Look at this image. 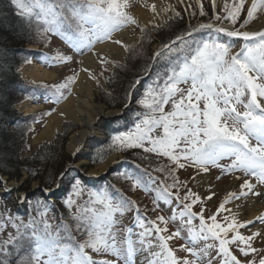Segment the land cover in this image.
<instances>
[{"label": "snow or ice", "instance_id": "6c2138e0", "mask_svg": "<svg viewBox=\"0 0 264 264\" xmlns=\"http://www.w3.org/2000/svg\"><path fill=\"white\" fill-rule=\"evenodd\" d=\"M12 3L19 16L27 18L30 24L33 19L36 21L43 38L49 32L61 35L76 52L91 49L97 41L110 39L113 32L125 26H137L141 34L147 30V25L141 26L127 10L128 0H12ZM196 3L200 15H206L201 0ZM145 6L150 7L154 16L159 15L155 4ZM211 7V22L201 23L176 36L154 53V60L166 59V70L157 74L156 80L137 100L142 111L136 113L132 127L111 137L113 149H142L146 154H155L160 163L153 171L164 175L159 187L151 186L159 177L149 176L150 184L135 172L122 175L131 180L133 190L141 188L154 192V204L158 205L159 201L171 204L174 198L177 209L173 210V215L167 219L157 216L155 220H146L136 201L123 194L114 198L104 189L90 193L85 205L76 208L71 215L74 228L61 216L54 229L47 218L49 204L45 198L43 203L36 201L37 215L30 216L27 222L22 219L17 222L12 216L7 218L15 234L9 233L6 239L0 240V264H13V261L15 264H119L121 260L123 264H134L138 249L137 242L130 238L131 229L126 230L123 240H118L114 230L116 214L122 215L133 207L142 229L138 233L139 245L159 248L152 253L155 259L149 264H204L206 259L208 264H213L208 256L213 248L220 264H264V255H260L264 248L253 246L258 237L264 239V233L253 231L245 235L241 231L256 221L264 222V214L255 220L240 222L228 207L233 199L262 194L256 192V185L264 186V29L244 30L258 12L264 10V0H250V3L248 0H225L219 11L216 0H211ZM169 10L173 13L170 19L180 17V12L171 5L162 11L166 14ZM71 21L76 22V31L65 35L70 31L65 25ZM149 23L154 29L160 27L153 21ZM201 30H210L208 36L193 39V33ZM213 32L242 40L239 51L234 52L231 44L222 42ZM114 43L123 44L121 40ZM56 59L71 61L73 55L58 54ZM101 63L106 65L109 61L102 58ZM88 74L97 79L94 73L88 71ZM74 79V75L68 76L66 82L53 85L56 102L63 96L61 90L68 88ZM135 83L139 84V79ZM167 105H170L169 110H166ZM226 160L230 163H224ZM188 166L202 173H208L212 167L219 168L222 173L239 170L248 178L243 180L239 193H228L206 216L204 198L189 188L187 182L179 180L178 170ZM31 175L36 173L33 171ZM253 178L255 183L251 182ZM168 180L171 183H167ZM173 188L177 190L175 193L171 191ZM181 188L185 189L183 197ZM81 191L82 180L73 178L72 190L63 202L66 208H73L76 204L73 197L80 196ZM214 195L211 193L206 199L210 201ZM27 196L25 193L19 199L27 200ZM198 204L200 210L196 212L193 208ZM51 207L54 209V205ZM177 217L184 224L166 235L167 228L160 225H167L169 220L175 222ZM194 219L199 220L198 228L192 226ZM183 226L188 227L186 240L192 247H180L191 259L179 258L169 246L173 237L181 235ZM3 227L0 224V231ZM200 240H212L213 244L198 248L196 244ZM233 247L238 249L239 256L233 253ZM105 254L115 259L94 258Z\"/></svg>", "mask_w": 264, "mask_h": 264}, {"label": "trees", "instance_id": "16d2710c", "mask_svg": "<svg viewBox=\"0 0 264 264\" xmlns=\"http://www.w3.org/2000/svg\"><path fill=\"white\" fill-rule=\"evenodd\" d=\"M178 11L181 14L179 18L170 19L169 17L166 24L164 22L158 29H152L151 35L155 40L154 42H159V47L174 40L176 36L185 33L187 30L191 31L192 28L196 27V25L193 27L191 24L192 17L189 9H179ZM17 13L18 10L12 3V0H0V174L7 176L8 180L20 181V187L17 191H25L28 193L33 182H38L39 187L43 188L56 187L52 194L54 197L53 200L46 199L49 204L47 217L49 215L52 218L53 222L50 223H52L54 228L61 216L64 217L65 222L74 228L71 215L75 211L66 208L63 203L72 190L73 178L79 177L82 180V186L87 189L88 195L95 193L97 190L107 189L110 195L117 199L120 194L124 196V191L129 193H133L134 191H142L145 194L149 193L141 188L133 190L131 188V180L126 179L122 173L135 172L141 174L145 181H149V176L159 177L160 179L152 184L153 188L159 187L160 180H163L164 177L143 165L144 157L148 155L142 149L120 150L111 147V137L119 132L128 131L136 120V113L142 111L137 104V100L142 97L146 87L156 80L158 73H163L166 70L167 61L164 57L158 60L153 59V54L157 50L152 53L149 64L147 61H144L140 68L134 70L133 75L129 77H133L130 84L127 78L116 85L115 75L111 76L110 79H106L105 84L109 90L108 95L110 99L102 102L106 103V106L110 109H124L119 117L110 118L98 127V130L104 137L93 139V142L87 145V150L81 158L88 161L87 166L93 167L102 163L109 156L123 152L125 158L116 163L111 176L103 178L93 175L83 176L75 170L69 173L68 170L70 168L67 170V167H65V163L69 158L64 157V149L66 139L70 134L68 129H71V126L69 128L67 126L63 127L64 133H62V136L57 134L53 143L43 144L38 150L31 153L28 158H22V155L29 151L27 142L33 130L31 123L34 121L27 123L26 118L28 116L17 114L14 106L20 96L32 99L33 85L21 79L16 68L23 61L27 62L30 58L41 53L40 50H30L26 44L38 41L41 39L39 37H42V34L41 30L37 28L34 19L30 24L27 18L21 17ZM161 27L164 28L161 29ZM65 28L70 29L69 32L65 33V35H69L71 32L76 31V22L71 21L70 24L66 23ZM165 29L167 30L166 32H164ZM209 31L201 30L195 32L193 33V39L201 40L206 38ZM34 33H38V37H33ZM212 34L216 35L214 32ZM54 35L57 34L52 32L47 33L46 40L55 37ZM165 56H167V53ZM138 79L140 81L138 84L139 87L135 83ZM148 79H152V81L147 83ZM111 82L116 86H112ZM134 84L135 87H133ZM113 93L114 97L112 96ZM132 101L131 106H126L127 102L131 103ZM58 102L55 100L53 103L56 105ZM91 138L93 137L89 139ZM136 165H139V168ZM145 170L147 174H145ZM33 171L36 173L35 176L31 175ZM61 173H64V175L61 176ZM24 174L25 177L23 176ZM149 183L151 182L149 181ZM171 191L176 192L172 189ZM182 191L184 194L185 190L182 189ZM9 198L11 200V193L0 194V202L3 203V208L0 207V211H4L0 218V224L4 225L3 228L8 225L7 218L11 216L10 212L12 209ZM38 200L43 203L45 198L38 194L29 196L27 210L24 211L26 215L29 216L31 213L34 216L37 215L36 201ZM53 205L54 209L51 207ZM138 207L139 210L143 211L145 204L138 205ZM129 210L135 211L136 209L133 207ZM193 210L199 211L200 209ZM24 213H20L19 217H23L25 215ZM14 215H16L15 212ZM134 217L136 218V215ZM8 259L12 260L13 258L8 257ZM16 259H19V257ZM13 264H15V261H13Z\"/></svg>", "mask_w": 264, "mask_h": 264}, {"label": "rangeland", "instance_id": "374dc122", "mask_svg": "<svg viewBox=\"0 0 264 264\" xmlns=\"http://www.w3.org/2000/svg\"><path fill=\"white\" fill-rule=\"evenodd\" d=\"M138 1L139 0H128L129 8L127 10L136 19H137V17L135 15L134 11L136 10ZM228 2H232V0H228ZM201 3L203 4L204 10L206 12V15H204V16L200 15L199 6L197 5L196 0H184L183 3L176 2L175 0H166L165 3L163 4L161 10L166 8L168 5H171L176 11H178L179 9L186 10V8H187V9H189V11L191 13V17H192V20H191L192 23L191 24L193 25V27L195 25L197 27L201 23H208V22L212 21L211 0H201ZM224 3H225V0H216L217 11H219L220 9L223 8ZM189 5H191V7H188ZM263 12H258L256 20L259 17V15L262 14ZM172 15H173V13L171 10H169L166 14L162 11V14L159 13V15H156V17H157L156 19H151L150 21H153L154 23L159 24L161 26ZM254 20L252 22H250L249 25H247L244 30H250V28L252 27L251 25L253 24V22L256 21V20L255 21ZM149 22L148 23L139 22V24L141 26L147 25V30L143 34H141L139 27L133 26L132 34L137 35V39L134 40L133 42H131V44L127 47L126 53H125L122 61H117V62H113L111 64H106V65L103 64L102 67L99 68L97 76H96L97 79L99 78V80H98L99 83L96 82L97 83V90H98V92L95 93V101L96 102H99L101 104L106 105V103H103L104 100L106 101L107 99H110V96L108 95L109 90L105 84L107 78L110 79L111 76L115 75L116 76V78H115V84L116 85L119 82H122V80H126L128 78V83L130 84V81L133 77L132 78H129V77L133 75L134 70L140 68L142 66V64L144 63V61H147L149 64L150 59L152 57V53H154V51L159 50L161 48L158 46L159 42H154L155 40L151 35L152 29H154V28L152 26V23H149ZM240 23H243V21L241 20ZM237 27H238V25H237ZM163 28L164 27H161V29H163ZM166 31L167 30L165 29L164 32H166ZM186 32H188V30ZM38 35H39L38 33H34L33 37H38ZM216 35H219L222 38V42H226V43L231 44L232 50L234 52L239 51V48H240L241 44L243 43L242 40H235L234 38L227 37L224 34H216ZM39 38H41V39H39L38 41L32 42L31 44H26V46L30 50H35V51L40 50V52L43 51V53H42L43 55L37 54V55H39L38 58L33 57V58H30L27 62L23 61L20 64V66L18 68H16V71L20 75L21 79H23L26 82L33 85V87H32V88H34L33 92L35 91V92H37V94H43L40 98L36 97V98H33L32 100L28 97L23 98L22 96H20V97H18V102L14 106V108L17 110V114H19L21 116H28V118H26L27 123L28 122L30 123V121H32V122L34 121L33 123H31L33 130L31 132V136L28 138V142H27V148L29 151L25 152L22 155V158L23 159L28 158L31 153L38 150V148L43 144L53 143L55 140V136L57 134H60V136H62V133H64L63 127L67 126L69 128L71 126L72 128L68 129L70 134L68 135V137L66 139L65 149H64L65 150L64 157L69 158L68 163L65 164V167H67V170H68V168H70L68 170L69 173H71L72 170H75V171H78L79 174L83 173L84 175L98 176L100 174L94 173L95 167L101 166L108 159L112 158L111 166L107 167L105 170H103L101 172L102 175H100V176H104V177L111 176L114 172V167H115L116 163L120 160H124L125 154L123 152L115 153L114 155H111L108 158H106L105 160H103L102 163H100L96 166H93V167L87 166L88 161L81 158L87 150V145H89L91 142H93V139H96V138L99 139L101 137V133L98 130V127L100 125H102L107 120L96 122L98 127H97V130L94 131V133H92L93 138H91L89 140L87 139L85 146L83 148H79L78 152H76L74 154H73V152L69 151L67 146H66L67 141L69 139V136L72 135V133H74L79 127L76 124V122L72 121V120H64L62 125H61V128L55 131V133L51 139L41 141L40 143H37V144L33 143V138L40 132V130L43 128L44 124L46 123L45 119L48 117L49 114H51L54 111V109L57 106L53 103V101L55 100V97L53 96V92L55 91V88L53 87V85H57V84L66 82V78L68 76H73V75L75 76L74 81L69 85V87L61 90L63 92V96L59 99V101L61 103L62 101H64V99H66L70 95V93L72 91V85L76 81V79L78 78V75L80 72L79 56L90 51V49H88V50L85 49L82 52H76L75 49H73L71 47L70 43L61 37L56 36L55 38H51L50 40H46V38H43V37H39ZM106 40L107 39H105L103 41H97L93 45H95L96 43L104 42ZM58 54H71V55H73V59L71 61L61 62V61L56 59ZM33 59H36V60H33ZM33 61L40 64L41 66H43L46 69H49V70L56 69L57 70V72H56L57 76L52 80H42V81H31L29 79H26L22 73V69L24 67H26L27 65H30ZM97 79H95V81ZM150 81H152V79H148L147 83ZM115 84L111 82L112 86L113 85L116 86ZM137 86H138V84H137ZM46 93L49 96H47ZM112 96L114 97V93ZM32 101H36V103H38V104L42 103L41 108L36 110L35 112H26L24 110V108L22 107V105L24 103H31ZM132 103H133V101L131 103L127 102L126 106H128V105L131 106ZM169 109H170V105H167L166 110H169ZM43 118H45V119L42 120ZM146 155H148V156L146 159L144 158L143 165L149 167L152 170L159 166L160 162L157 160L155 154H146ZM165 160H166V158H165ZM80 161H84V162L80 163ZM224 163H230V161L226 160V161H224ZM155 173L164 177V175L162 173H159V172H155ZM177 174H178L179 180L181 182H187V186L189 188H191L198 195H200L202 198H204L203 207L205 208V215L206 216L209 212L211 213L212 211L215 210V208L225 198V196L228 195V193H230V192L239 193L240 192V185L243 183L244 179L248 178L245 176V174L242 171L237 170L235 172H230V173L224 172V173H222L219 168H215V167L210 168L208 173H202V172H199V170L197 168L192 167V166H188L185 169L178 170ZM23 176L25 177V174ZM193 177H195V179H193ZM251 182L255 183L254 178L251 180ZM7 183H10V184L12 183V185L16 188L20 187V181L19 182L8 181ZM167 183H171V180H168ZM151 186H153V185L151 184ZM7 188L10 189L11 186L5 187V189H7ZM16 188H14V190H12V192H10L11 193V200H10V198H9V200H10L12 211L11 210H9V211H11L10 212L11 216L13 218H16L17 222H19V220H21V219L23 221L27 222L28 219L30 218L29 216H34V214L31 213V215H29V216L26 215L24 213V211L27 210V209H25V206L23 205L24 207H22L21 205L19 206L15 203V201L20 200L19 197H21V195H22V194L20 195L21 192L17 194L19 197L14 195V193H15L14 191H17ZM32 188L34 190H32L30 192L38 191L36 183L31 184L30 189H32ZM182 189L185 190L184 188L180 189L181 196H183ZM256 189H258V191H256V192L262 193L260 195L263 196L262 200L264 202V186L257 184ZM3 190H4V188L2 189L0 186V194ZM172 190L177 191L175 188H173ZM211 193H214L215 195L209 201L206 198ZM124 194L126 196H130V198L136 202L139 201L140 204H145V209L143 210L144 213L142 212V210H140V213L146 220H155L157 216H164L167 219L168 217L173 215V210L177 209V202L174 198H173L171 204H166L164 201H159L158 205L154 204L153 203L154 192H149L148 195H141V196H139L137 193H133V194L124 193ZM13 195H14V198H13ZM250 195H252L253 198H257L260 196V195H255V194H250ZM88 196L89 195L87 193V189L82 186L81 195L78 197H75V196L73 197L76 200V204L73 206L72 209L75 211V209L77 207H80L81 204H84L88 200V198H87ZM245 197L246 196L240 197L238 199H233L228 204V207L233 212H235L237 214L236 218L240 222L247 221L243 217V214L240 215L241 211H239V209L240 210L243 209L244 203H241L239 206H235V207H231L232 206L231 203L244 201ZM12 201H13V203H12ZM14 203L16 205L12 206V204H14ZM0 207L3 208L2 202H0ZM96 207H100V206L96 205ZM195 208L200 209V205L199 204L196 205ZM153 209H155V210H153ZM13 210H14L16 215H14ZM195 211L197 212V210H195ZM22 212L25 215L23 217H19V214ZM3 213H4V211L1 210L0 211V218L2 217ZM227 214L228 213H225V215H227ZM47 218L49 219L50 222H53L52 218L49 215ZM115 219H116L117 223L114 226V230L117 233L118 240H123L125 238V236L127 235L126 230L130 228L131 233H132L130 238L133 241L137 242L135 244V246L137 247L138 251L134 257V264H137V257L139 254L143 255V258L145 261L144 264H149V261L154 260L155 257L152 255V253L159 251V248L158 247H152L150 249L141 248V246L138 243V240H139L138 233L142 229L139 227L138 223L133 221V211L128 210L127 212H124L122 215L116 214ZM186 219L187 218L185 217V220ZM197 220L198 219H194L192 222V226L194 228H198L197 224H196ZM253 220H255V219H253ZM183 224H184V222L181 221L179 217H177L175 222L169 220L167 225L161 224L160 226L166 227L167 232L165 234L170 235L171 233L176 232L178 227H181ZM53 228H54V226H53ZM241 231L245 235H250L251 232H253V231H260L261 233H264V222L256 221L250 227L242 229ZM9 233L15 234V229H13L10 224H8L0 232V240L6 239L8 237ZM187 237H188V227L183 226L182 231H181V235L177 236V237H173V239L169 241V246L176 252L177 256L181 259L184 258L185 256H187L189 259L192 258L190 256V254L185 252L180 247L181 245H184L186 247H192L191 244L187 243V240H186ZM205 244L212 245L213 241L200 240L197 242L196 247L203 248L205 246ZM253 246L257 247V248H264V239H261L260 237H258L256 239V241L253 242ZM230 247H232V246H230ZM232 250H233V253L235 255H238V256L240 255L238 252V249L233 247ZM216 255L217 254H216L215 249L214 248L210 249L208 256L211 258L213 264H220V258L217 257ZM260 255H264V252H261ZM94 258L97 260L103 259V258L115 259L114 257L107 256L106 254L101 255L99 257H94ZM249 258L251 259L252 256L250 255ZM256 259L258 262L259 256H257ZM119 264H123V260L119 261ZM204 264H208L207 259L204 261Z\"/></svg>", "mask_w": 264, "mask_h": 264}, {"label": "bare ground", "instance_id": "6f19581e", "mask_svg": "<svg viewBox=\"0 0 264 264\" xmlns=\"http://www.w3.org/2000/svg\"><path fill=\"white\" fill-rule=\"evenodd\" d=\"M165 1L166 0H139L136 10L134 11L139 22L148 23L151 19L157 18L156 15L154 16V14L151 12L150 7H146L145 5L150 6L152 4H155L157 6V11L162 14L161 8ZM175 1L179 2V0ZM248 2L250 3V0H248ZM251 26L252 27L249 31H258L264 29V12L259 15L257 20L253 22ZM132 30L133 26L123 27L117 32L113 33L110 39H107L104 42L96 43L92 46L89 52L79 56L80 72L78 78L72 85V91L70 95L59 105H57L54 111L49 114L46 119H42H45L46 123L44 124L40 132L33 138L34 144L51 139L55 131L61 128L64 120H72L75 121L79 127L74 133H72V135L69 136L66 146L68 150L73 152L74 154V152H76L80 147H83L86 144L87 139L92 137V133L97 130V121H104L113 117L115 112H117L118 110L110 109L105 104H101L95 101V93L98 92L96 82L97 80H99V78L95 81V79H92L89 76L88 71L94 73L95 76H97L99 68H101L103 65L101 63L102 58L108 60V64L122 61L126 53V48L124 47V45L129 46L131 42L137 39V35H133ZM115 40H121L123 44L118 45L114 43ZM94 53H99L100 55L97 56L94 55ZM85 69H87L88 71H85ZM56 72V69H46L35 61L22 69L24 77L31 81L52 80L57 76ZM34 93L36 94V92H33L32 94ZM22 107L26 112H35L36 110L41 108V104L24 103ZM81 162L84 161H80V163ZM67 163L68 161L65 164ZM111 164L112 158L108 159L101 166L95 167L94 173L101 174V172L107 167H110ZM3 181H6V183H0L2 189H5V187L8 186H11V190H14V188H16L12 185V183H7L8 181L15 180H8L7 176H3ZM33 183H36L38 191L30 192L34 190L33 188L30 189L28 191L29 193L27 197H29L30 195L38 194L46 199L51 200V198L53 197V191L56 189V187L43 188L39 187L38 182ZM256 191H258V189H256ZM14 192L18 194L22 191ZM262 198L263 196L261 195L257 198H253L252 195L249 194L244 198V201L235 203L232 202L231 207L239 206L241 203H244L243 209H239V211H241L240 215L243 214V217L246 220H253L255 219V217L264 214V202ZM15 203L17 205L21 204V202L18 203L17 201H15ZM15 203L13 205H16ZM144 262L145 261L143 255L139 254L137 257V264H144Z\"/></svg>", "mask_w": 264, "mask_h": 264}, {"label": "water", "instance_id": "95a60500", "mask_svg": "<svg viewBox=\"0 0 264 264\" xmlns=\"http://www.w3.org/2000/svg\"><path fill=\"white\" fill-rule=\"evenodd\" d=\"M118 113V111L117 112H115V114L113 115V116H115L116 114ZM85 146V145H84ZM83 146V147H84ZM0 181H3V176L0 174ZM0 183H4V182H0Z\"/></svg>", "mask_w": 264, "mask_h": 264}]
</instances>
